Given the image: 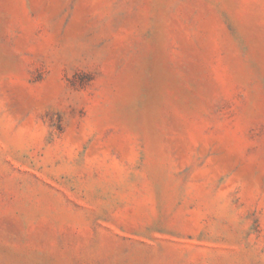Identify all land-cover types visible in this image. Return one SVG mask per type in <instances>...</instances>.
<instances>
[{
    "label": "rangeland",
    "instance_id": "374dc122",
    "mask_svg": "<svg viewBox=\"0 0 264 264\" xmlns=\"http://www.w3.org/2000/svg\"><path fill=\"white\" fill-rule=\"evenodd\" d=\"M0 264H264V0H0Z\"/></svg>",
    "mask_w": 264,
    "mask_h": 264
}]
</instances>
